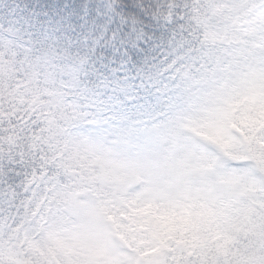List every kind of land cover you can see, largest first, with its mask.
Wrapping results in <instances>:
<instances>
[{
	"label": "snow or ice",
	"instance_id": "6c2138e0",
	"mask_svg": "<svg viewBox=\"0 0 264 264\" xmlns=\"http://www.w3.org/2000/svg\"><path fill=\"white\" fill-rule=\"evenodd\" d=\"M0 264H264V0H0Z\"/></svg>",
	"mask_w": 264,
	"mask_h": 264
}]
</instances>
